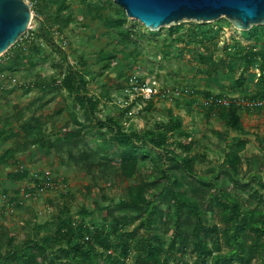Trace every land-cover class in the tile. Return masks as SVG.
I'll list each match as a JSON object with an SVG mask.
<instances>
[{"label":"trees","instance_id":"1","mask_svg":"<svg viewBox=\"0 0 264 264\" xmlns=\"http://www.w3.org/2000/svg\"><path fill=\"white\" fill-rule=\"evenodd\" d=\"M118 11L119 17L107 21L112 29H121L127 21L125 11L119 7ZM52 19L47 15L41 22L39 37L58 51L65 61L60 83L54 87L64 89L72 97L70 114L74 127L66 128L54 141L45 140L40 119L30 117L18 126L26 138L24 145L48 144L47 153L53 148L66 146L69 159L85 172L106 179L118 176L130 180V183L118 202L112 201L108 205L96 202L98 209L105 211L101 224L89 225L84 217L75 220L71 216L57 215L53 221L38 226V230L49 229L48 233L40 236L37 231L22 244L15 243L13 236L0 230V264H264V194L253 186L255 176L252 175V181L247 182L240 177L242 153L248 141L235 139L224 155L220 171L205 178L198 175L190 156L193 135L183 130L181 121L176 118L168 122L158 121L154 128L144 132L128 130L121 119L112 116L97 119L93 124L99 100L87 91L90 72L71 64L66 52L55 42L50 27ZM222 26L219 23L191 22L186 28V39L181 34L184 23L171 25L162 37L159 36L163 31L146 28L151 39L164 40L161 49L164 55L173 54L177 41L194 43L192 55L199 64L206 66L209 75L226 74L233 79L232 87L241 91L251 88L246 85L255 81L256 94L251 99H264V48L258 49L257 46L258 42L264 41V25L241 32L247 40L257 42L254 46H242L238 50L235 45L226 44V57L217 54L221 49L212 42ZM119 34L125 39L131 36L123 30ZM174 35L176 40L168 42ZM17 44L19 41L13 46ZM178 51V55H183L186 48H178ZM25 57L22 55L21 59ZM233 58L239 59V65L233 63ZM243 65L244 69L239 71ZM253 69L258 72L251 71ZM192 90L193 95L198 94ZM214 95L230 96L225 92L214 94L208 91L203 97ZM152 104L153 100L148 101L145 109ZM202 106L217 111L230 127L242 129L241 107L235 104ZM78 109L83 111L84 122L76 113ZM130 109L125 108L122 114H127ZM18 117L23 118L22 112ZM4 132L6 130L2 129L0 133ZM175 132L184 139L170 142V134ZM91 134L97 141L95 147L88 143ZM147 147L156 152V157L151 173L143 175L142 168L149 157ZM21 148L18 146L17 149ZM74 149L78 152L74 153ZM16 152L13 148L6 149L0 155V163L15 164L17 160H11ZM9 175L35 184L26 187L31 192L45 179V173L30 174L24 167H17ZM50 178L54 180L52 175ZM136 178L139 179L135 181ZM261 188L264 189V181ZM0 191L8 197V205L21 206L18 194L10 196L5 188ZM80 213L87 215L89 212L83 209ZM209 214H216L219 221L210 220ZM133 224L135 226L131 228ZM189 251L195 256L194 263L185 259Z\"/></svg>","mask_w":264,"mask_h":264},{"label":"rangeland","instance_id":"2","mask_svg":"<svg viewBox=\"0 0 264 264\" xmlns=\"http://www.w3.org/2000/svg\"><path fill=\"white\" fill-rule=\"evenodd\" d=\"M25 1L32 9L31 25L19 39V45L12 46L13 48L0 55V132L2 129L6 130L0 133V155L8 148L17 150L11 160H17L15 164L0 163V190L5 188L10 196L18 194L21 198L22 191L31 184L30 181H19L9 175L20 166L26 168L30 174L50 172L54 177V187L23 200L21 206L8 205V197L2 199L0 191V230L13 236L15 243L22 244L37 231L40 236L45 235L49 229L38 230V226L53 221L57 215L71 216L75 220L84 217L89 225L101 224L105 211L99 210L96 202L106 205L112 201L118 202L130 183V180L118 176L106 179L85 172L81 166L69 159L66 146L53 148L47 153L48 144L24 145L26 138L18 126L30 117L40 119L45 140L54 141L66 128L74 127L70 114L73 99L64 89L54 87L60 83V72L65 61L58 51L39 37V27L47 15L53 18L50 21L52 37L66 52L71 64L90 72L87 75V91L99 100L93 124L97 119L105 120L112 116L121 119L126 129L144 132L154 128L158 121L168 122L176 118L181 121L183 130L193 135L190 156L195 162L198 175L205 178H211L220 171L224 155L235 139H245L248 143L242 153L240 177L247 182L252 181V175L255 176L253 186L264 194V189L261 188V182L264 181V107L255 110L242 109V129L236 130L217 111L207 110L201 103L208 91L251 98L256 94L255 81L246 85L251 88L241 91L232 87L233 79L226 74L209 75L206 66L199 64L192 55L196 46L194 43L177 41L178 45L175 46L173 54L164 55L161 53L164 40L151 39L146 26L129 17L114 0ZM118 7L125 11L127 21L121 29H112L107 21L119 17ZM191 22L196 21L183 22L181 34L185 36L184 39L186 28ZM211 23L223 25L214 34L215 39L212 41L221 49L217 53L221 56L228 55L224 51L226 44L235 45L239 50L242 46L249 47L257 43L247 40L242 31L236 29L226 17ZM169 27L164 26L157 30L164 32L159 37L167 33L166 29ZM120 30L131 33V36L125 39L119 34ZM173 40H176L175 35L167 41L171 43ZM257 46L258 49L264 48V41L258 42ZM178 48H186L183 55H178ZM231 53L234 54V51ZM22 55L26 57L21 59ZM233 60L236 66L239 65V59ZM242 69L244 65L239 71ZM251 71L258 72L254 69ZM133 74H138L144 80L157 78L162 86L194 89L198 94L159 97L153 100L149 109H145L143 104L141 108L132 107L131 114H122L124 109L120 106V88L129 83ZM19 112L23 114L22 119L18 117ZM82 112L78 109L76 113L84 122ZM15 132L17 135H9ZM170 136V142L184 139L178 132ZM88 143L92 147L97 145L93 134L88 136ZM18 146L22 148L17 149ZM146 150L149 157L142 168L143 175L151 173L156 157L152 148L147 147ZM77 152L74 149V153ZM3 205L6 206L2 208ZM83 209L89 213H80ZM209 216L213 222L219 221L216 214ZM134 226L135 224L131 228ZM185 259L194 263L195 256L189 251ZM132 262L133 259L130 260Z\"/></svg>","mask_w":264,"mask_h":264},{"label":"water","instance_id":"3","mask_svg":"<svg viewBox=\"0 0 264 264\" xmlns=\"http://www.w3.org/2000/svg\"><path fill=\"white\" fill-rule=\"evenodd\" d=\"M150 30L184 21L212 22L226 17L236 29L264 25V0H114ZM33 20L25 0H0V55L25 34Z\"/></svg>","mask_w":264,"mask_h":264},{"label":"built area","instance_id":"4","mask_svg":"<svg viewBox=\"0 0 264 264\" xmlns=\"http://www.w3.org/2000/svg\"><path fill=\"white\" fill-rule=\"evenodd\" d=\"M193 90L185 87H168V86H162L157 78H152L148 80L142 79L138 74H133L129 78V83L121 90L120 93V106L125 109L131 107L129 110V114L132 113V107L138 106L141 108V106L148 103L150 100H155L159 97L168 98L171 96H184V95H193ZM201 103L206 106H231L232 104H235L238 107H241L245 110H255L257 108H263L264 107V99H251V98H245L242 96H211L209 98H202ZM23 168L22 166H20ZM17 170V168L15 169ZM51 173L46 172L43 179L38 185L37 189L34 190V192L27 191L26 187L22 191V196L19 198L20 204L23 203V200L27 198H32L37 196L38 194H42L46 190L54 187V182L50 178ZM30 185V186H29ZM35 184L31 183L27 186L33 187ZM2 198L5 200L6 196L3 195ZM10 205V206H15Z\"/></svg>","mask_w":264,"mask_h":264}]
</instances>
